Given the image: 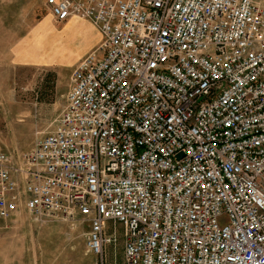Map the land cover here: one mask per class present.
Listing matches in <instances>:
<instances>
[{"label": "built area", "instance_id": "obj_1", "mask_svg": "<svg viewBox=\"0 0 264 264\" xmlns=\"http://www.w3.org/2000/svg\"><path fill=\"white\" fill-rule=\"evenodd\" d=\"M100 41L53 131L0 152V222L88 226L93 264H264V0H44Z\"/></svg>", "mask_w": 264, "mask_h": 264}, {"label": "rangeland", "instance_id": "obj_2", "mask_svg": "<svg viewBox=\"0 0 264 264\" xmlns=\"http://www.w3.org/2000/svg\"><path fill=\"white\" fill-rule=\"evenodd\" d=\"M0 16V152L23 154L53 131L65 105L71 70L96 49L100 38L84 20L57 23L44 0H0ZM43 20L54 30L50 36L65 56L72 52L78 58L73 66L67 67L59 55L52 65L32 64L31 56L41 53L46 39ZM87 231L80 218L40 223L21 211L0 222V264H93L84 249ZM121 247L120 239L115 249L109 248L111 263L114 254L116 263H122Z\"/></svg>", "mask_w": 264, "mask_h": 264}, {"label": "crops", "instance_id": "obj_3", "mask_svg": "<svg viewBox=\"0 0 264 264\" xmlns=\"http://www.w3.org/2000/svg\"><path fill=\"white\" fill-rule=\"evenodd\" d=\"M2 19V16H0V22ZM46 20L42 21V24L40 25L41 29H45L46 33V39L44 40V43L42 45V51L38 56H31L32 57V64L34 65H38V64H42V65H52L56 62L58 55L62 58L65 59V63L67 67H71L76 63V60L78 58L75 57L74 53L72 52H66V55L64 54V51L58 46V42L56 41V39H52V37L50 36L54 30L53 29H47L45 24ZM2 26V24L0 23V27ZM47 29V30H46ZM50 33V34H49ZM98 33V32H97ZM48 34V36H47ZM100 38V36H99ZM66 57V58H65Z\"/></svg>", "mask_w": 264, "mask_h": 264}]
</instances>
